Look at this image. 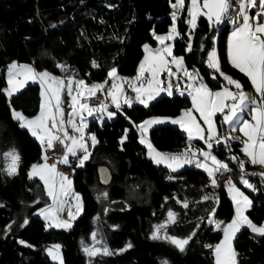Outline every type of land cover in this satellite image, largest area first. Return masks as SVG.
<instances>
[{"label":"trees","instance_id":"16d2710c","mask_svg":"<svg viewBox=\"0 0 264 264\" xmlns=\"http://www.w3.org/2000/svg\"><path fill=\"white\" fill-rule=\"evenodd\" d=\"M174 0H0V89L6 88L5 71L10 63L33 64L59 74L60 67L72 66L87 83L100 82L107 71L115 68L122 76L133 75L143 57L145 43L155 47L152 32L162 34L171 24ZM186 9L177 20L180 35L173 43V54L183 57L189 70L211 89H221L225 81L208 68L207 51L217 38V55L221 71L239 81L243 90L250 89L249 79L231 67L226 56L229 25L210 26L199 17L191 31L186 24ZM191 43L192 50L188 51ZM203 47V51H202ZM93 61L98 67H93ZM213 76L216 79H213ZM40 106V87L32 84L18 95L7 99L0 91V264H53L46 249L54 244L62 247L63 264H87L83 244L93 232L106 243L112 255H97L90 264H213L212 249L222 234L214 231L210 216L221 222L233 217V206L224 186L212 190L208 178L196 169H185L171 175L155 165L141 146L134 125L149 117H174L189 109L188 97H162L148 107L133 106L117 112V119L100 125L90 123L89 132L98 143L88 162L73 168V187L82 198V215L68 231L47 230L35 212L48 204L42 184L27 177L30 166L41 161L42 146L12 118V110L26 117L35 115ZM217 119L218 132L225 128ZM128 130L126 140L120 139ZM229 142L231 151L223 146L215 154L228 162L231 181L240 179L239 161L243 155L240 144ZM149 141L161 152L183 147L187 137L177 128L158 127L149 132ZM15 149L20 160L17 174L3 171V153ZM229 160V159H228ZM106 167L111 184L103 187L97 169ZM255 168L245 165L244 169ZM171 177V179H169ZM254 186L252 206L247 216L256 225L264 221V192L260 182ZM107 193L103 198L102 193ZM205 195L218 198L204 200ZM252 195V194H251ZM99 197V199H98ZM38 201V203H36ZM187 202L188 207H184ZM107 209V212H105ZM176 219L167 225L168 212ZM98 218V219H97ZM27 219L28 223L24 224ZM164 224L163 232L176 238H189L184 251L151 235L156 226ZM11 225L10 229L7 226ZM118 226V227H114ZM26 241L31 247L21 246ZM83 242V244H82ZM131 247H127V245ZM121 249H126L121 251ZM234 250L238 264H264V236L243 229L236 236Z\"/></svg>","mask_w":264,"mask_h":264},{"label":"snow or ice","instance_id":"6c2138e0","mask_svg":"<svg viewBox=\"0 0 264 264\" xmlns=\"http://www.w3.org/2000/svg\"><path fill=\"white\" fill-rule=\"evenodd\" d=\"M171 2V0H170ZM239 7L236 10L237 19H232L230 15L231 0H190V5L187 7L189 19L186 23L190 29L196 27V22L199 17H206L210 26L220 25L225 20H229L233 24V30L228 38L227 56L231 66L238 69L241 73L247 76L256 90L261 96V101L257 103L255 100H250L246 93L242 90V85L239 81L231 78L221 71L220 60L217 56L215 47L207 51V60L205 61L208 68L213 69L219 73L226 82V85L219 91H211L209 87L203 83L199 77V72L195 69L189 72L184 67L183 57H175L172 53V45L165 44V41L173 40L180 33L177 31L176 21L180 11L185 9V0H175L171 4L173 12L171 13L172 26L167 35H155L154 38L163 47L153 51L149 45H144L145 57L141 61L135 81L140 82L139 86L133 83L132 80H123L127 83L132 91L135 93L134 100L124 94L122 84L115 83L117 79V70L112 68L108 72V78L113 81L111 87L107 90V96L111 98L112 104L115 106L117 112L121 111V101L124 105L131 107L132 104L139 103L144 107L149 106V102L155 100L161 92L167 91L168 95H172V85L169 83L167 88L160 87L162 81L159 79L162 72H167L169 76L175 75L172 72L169 64L175 65L177 72H183L188 77L189 81L195 82L187 85L188 95L192 98V109L185 110L180 117L171 119L170 123L179 125L185 132L188 133V140L193 139L204 140L207 148L210 150L213 147L212 141L216 144L221 143V137L217 133L216 123L214 117L217 114L222 115L223 123L229 125L230 129L235 131L237 128L246 138L241 141L243 147L241 151L249 158L253 165L264 166V22H260V18L264 17V0H259V7L257 8V0H236ZM255 9V16H251L250 12ZM188 51L192 50L191 43L188 44ZM202 47V51H203ZM166 57H171L169 61ZM93 67H98L95 61L92 62ZM57 67L63 68L62 65ZM147 74V75H145ZM213 79H216L213 76ZM147 80V86L143 83ZM39 82L41 85V103L40 112L33 119H26L20 112L13 111L14 119L20 121V127L27 128L33 137L39 140L44 145L47 141V147H53V141H58L65 145V154L60 159L59 163L68 165V156L77 157L78 163L76 167H83L85 162L89 160L91 152L85 140V129L88 127L86 117L83 113H87L89 117L97 116L98 119L103 121L106 116L109 120L112 119L117 113L109 111V105L101 101L98 107L90 106L87 101L95 97L97 92L103 91L108 81L104 83H96L86 85L83 80H73L69 77L67 83L63 79L52 76L47 71L37 72L30 65H22L13 62L7 66V87L0 89L8 97L14 93L19 92L29 82ZM234 86L237 91H231L227 86ZM67 90L70 97L69 107L71 111L67 113V120L64 119L65 113L62 108L61 90ZM231 101V103H226ZM249 104L254 105L251 107V121L243 119L244 112L248 109ZM199 113V118L203 120L207 126L205 129L193 116L192 110ZM79 117V124L76 123V118ZM165 119L152 118L145 120L135 127L141 133L140 143L144 144L148 149V155L156 164H165L171 171L175 172L186 164H195V167L202 168L207 172L211 186L217 187V181L213 178L216 172L228 170V165L219 161L216 156L211 154V151H201L199 155L203 156L205 161L211 160L214 167H209L206 163L195 160L197 153L192 152L191 156L188 155L186 150L180 154H165L158 152L150 142L146 139L148 129L153 125L165 123ZM67 127H71L74 133L79 135H69ZM62 133L63 135H59ZM127 138V129L125 136L121 139V144ZM91 141V146L94 148L98 143L96 135L90 134L87 137ZM227 139H236L235 137H224ZM66 141H71L70 144H65ZM78 152H82V156H78ZM4 157L10 159L6 169H3L7 175L12 176L17 174V165L20 160L19 155L15 149L3 153ZM47 161V157H42ZM234 161L238 160L237 157H232ZM239 167L243 171L245 167L244 161H239ZM252 175H260L264 181V173H253ZM29 179L38 177L44 184V190L49 198L52 199L53 205L48 206L46 209H40L39 214L43 215L46 221H49L46 227H60L69 229L72 227V220L76 219L82 212V205L80 197L71 191L72 181L63 173L57 171L56 164L49 165L47 162L43 164H33L28 173ZM171 179V177H169ZM106 182V181H105ZM240 183L246 188L255 191V186L251 184L246 178L241 176ZM229 196L235 206V216L230 223L226 225L223 222L210 220V223L215 224V229L223 232V239L219 244L213 248L211 245L207 246L212 249L215 258V264H237V253L232 247V240L236 234L246 227L253 233L264 236V224L257 226L245 215L246 209L252 206V201L244 192L236 187L231 180L225 185ZM103 198H107V193L101 194ZM71 196L76 201L74 207L76 213L73 214L71 208L68 211V220L64 221L59 219L58 213L64 210L67 203L66 197ZM99 199V197H98ZM204 200L218 198L212 195H205ZM38 203V201H36ZM3 205H0L2 207ZM184 207H188L187 202ZM107 212V209H105ZM168 221L174 222L176 219L172 211L168 212ZM98 219V218H97ZM28 223L27 219L24 221L23 227ZM118 227V226H114ZM165 225L157 226L156 231H153L151 238L160 239L158 235L159 230L164 228ZM11 225L7 226L10 229ZM97 232L92 233V246L83 245L84 253L89 257L97 255H112L106 243L101 239H97ZM189 238H176L175 236L165 235L163 239L170 242L180 251H184L185 245L189 243ZM25 244L24 241H20ZM83 244V242H82ZM96 245H102L97 247ZM31 247V245H25ZM131 247V245H127ZM126 249H121L124 251ZM60 245H53L47 249L48 255L53 259L63 264L62 257L59 255ZM167 264V261L162 262Z\"/></svg>","mask_w":264,"mask_h":264},{"label":"rangeland","instance_id":"374dc122","mask_svg":"<svg viewBox=\"0 0 264 264\" xmlns=\"http://www.w3.org/2000/svg\"><path fill=\"white\" fill-rule=\"evenodd\" d=\"M200 2L202 3V0H200ZM173 3H175V0H174V2ZM190 5V0H185V9H186V21L189 19V16H188V13H187V7ZM238 7H239V5H238V3L236 2V0H231V10H230V15H231V18L234 20V17H235V15H236V10L238 9ZM184 9V10H185ZM184 10H182V11H180L179 12V14H178V19H179V17L181 16V14H182V12L184 11ZM173 12V9H172V7H171V13ZM171 13H170V17H171ZM205 19H206V17H204ZM236 18V17H235ZM177 19V20H178ZM199 19V18H198ZM197 19V20H198ZM262 22H264V20H262ZM172 23H173V21H172V18H171V24H170V26L168 27V30L165 32V33H162V34H155V35H161V36H163V35H167L168 33H169V29L171 28V26H172ZM187 24V23H186ZM225 24H227V25H229V32L227 33V36H226V54H227V48H228V38H229V36H230V34H231V32H232V30H233V24L229 21V20H225L223 23H221L220 25H215V27H217L218 26V28L219 27H222L223 25H225ZM176 26H177V21H176ZM187 26H188V28H189V25L187 24ZM190 29V28H189ZM195 29V28H194ZM194 29H190L191 31H193ZM178 31V30H177ZM152 37H153V40L155 41V47H152L150 44H148V43H145V44H147V45H149V47L153 50V51H155L156 49H158V48H161V47H163V45H161L155 38H154V35H153V32H152ZM177 37L178 36H176L173 40H170V41H165V44H171L172 45V53H173V43H174V41L177 39ZM144 44V45H145ZM216 44H217V38L214 40V46L213 47H215V49H216V52H217V48H216ZM144 45H143V57H142V59L139 61V63H138V65H137V67H136V71H135V73L133 74V75H130V76H122V75H119L118 73H117V79L115 80V83H117V84H122V86H123V89H124V94L126 95V96H128L129 98H131V99H133L134 100V98H135V93L132 91V89H131V87L127 84V83H123V80H132L133 81V83H136L137 84V86H139V83L140 82H137V81H135L134 80V78L136 77V74H137V69H138V67H139V65H140V63H141V61L144 59V57H145V55H146V53H145V50H144ZM174 55V54H173ZM218 56V55H217ZM176 57V56H175ZM169 61L171 60V57H166ZM179 58V57H178ZM229 63V62H228ZM11 64V63H10ZM17 64H20V63H17ZM22 65H29V64H22ZM229 65L231 66V64L229 63ZM31 66V65H30ZM169 67L171 68V70H172V72L173 73H175V75H173V76H169L168 75V73L167 72H162L161 74H160V77H159V79L162 81V83L159 85L160 87H163V88H167L168 87V85H169V83L172 85V95H168V93H167V91H165V92H161L160 93V95L155 99V100H153V101H150L149 102V105L151 104V103H153V102H155L156 100H158V99H160V98H162V97H172V96H174V95H179V96H184V97H188L189 99H190V101H191V106H190V108L189 109H192V98L188 95V88H187V85L189 84V83H193L194 84V86H198V84L197 83H195V82H192V81H189V79H188V77H186L184 74H183V72H177V70H176V67H175V65H172L171 63L169 64ZM184 67L190 72V70L185 66V64H184ZM232 67V66H231ZM35 69V68H34ZM112 68H110L108 71H107V75H106V78L105 79H103L102 81H100V83H104L105 81H108L107 82V84L105 85L106 87L105 88H110L111 87V84L113 83V81L112 80H110L109 78H108V72L111 70ZM40 70H45V69H36L35 71H37V72H39ZM236 70H238V69H236ZM239 71V70H238ZM240 72V71H239ZM52 76H55V77H57V78H60V79H63L59 74H55V73H50ZM145 75H147V74H145ZM6 77H7V69H6V71H5V79H6ZM221 78H223L222 76H220ZM247 77V76H246ZM248 78V77H247ZM249 79V78H248ZM64 81H65V83H67V79H63ZM73 80H81V77H73ZM99 83V82H98ZM143 83L145 84V86H147V80H144L143 81ZM204 83V82H203ZM205 84V83H204ZM29 85H32V84H26L25 85V87L24 88H22V90L23 89H25L27 86H29ZM37 85H39V87L41 88V85H40V83L38 82L37 83ZM225 85H226V82H225ZM224 87V86H223ZM231 91H233V92H235V91H237L236 89H235V87L234 86H231V85H228L227 86ZM210 89V88H209ZM222 89V88H221ZM221 89H216V90H211V91H219V90H221ZM22 90H20L19 92H16V93H14L13 94V96L12 97H14V96H16V95H18ZM108 90V89H107ZM243 90V89H242ZM245 93H246V95L249 97V99L250 100H253L254 99V96H255V94L257 93L256 92V90L254 89V87L252 86V89H248V90H243ZM131 93L132 94V96H129V94L128 93ZM105 96H107V91L105 92ZM108 97V96H107ZM110 98V97H109ZM61 99H62V108H63V111H64V113H65V117H64V119L65 120H67V113L68 112H70L71 111V108L69 107V102H70V97L68 96V94H67V90H66V88L65 89H62L61 90ZM67 101V102H66ZM40 103H41V99H40ZM121 103H123L122 101H121ZM226 103H231V101H226ZM133 106H143L142 104H139V103H133L132 104V106L131 107H133ZM131 107H128V106H124L123 108H128V109H130ZM108 110L109 111H112V112H116L117 113V110H116V108H115V106L112 104V102H111V104H110V106H109V108H108ZM187 110V109H186ZM13 111L14 110H12V113H13ZM185 111V110H184ZM184 111H182L179 115H177V116H174V117H149V118H146V119H143V120H141L140 122H138L137 124H135V125H139V124H141V123H143L145 120H149V119H152V118H162V119H165V123H162V124H157V125H153L151 128H149L148 129V132H147V134H146V139H147V141L148 142H150L149 141V132L152 130V129H155V128H158V127H165V126H169V127H174V128H177V129H179L186 137H187V143L183 146V147H180V148H176V149H173V150H171V151H168V152H161V151H158V152H161V153H165V154H180V153H183V152H185L186 150H189L188 151V155L189 156H191V153L192 152H195V153H197V155H196V157L194 158L195 160H199V161H201V162H203V163H206L210 168L211 167H214V165H212V162H211V160H207V161H205V159H204V157L203 156H201V155H199V153L203 150V151H211V154L212 155H214V156H216V158L219 160V161H221L222 163H225V164H227L228 165V162L227 161H232L233 163H235V161L232 159V157H233V154L232 155H227L226 156V158H225V160H222V159H220L216 154H215V149L216 148H218V147H220V146H223L224 147V150L225 151H227V152H229V151H231V148L229 147L230 145H229V142H228V140H225L224 139V136H221L220 134H219V132H218V127H217V119L219 120L218 122L220 123V125L221 126H223L224 128H225V136L226 137H235L236 139H234L235 141H237L241 146H240V150H241V148L243 147V145H242V143H241V141H243L244 139H246L244 136H243V134L239 131V129L237 128L235 131H233V130H231L230 129V127H229V125H227V124H224L223 123V117H222V115H220V114H217V117H214V120H215V123H216V129H217V133H218V135L221 137V143L220 144H216L215 143V141H212V143H213V147H212V149H208L207 148V146H206V144H205V142H204V140H201V139H193L192 141H189L188 140V133L187 132H185L179 125H176V124H172V123H170V120L171 119H176V118H178V117H180L181 116V114L184 112ZM17 112H19V111H17ZM39 112H40V106H39V110H38V112L35 114V115H33V116H31V117H26V116H24L21 112V114L26 118V119H33L35 116H37L38 114H39ZM121 115L123 114V111L121 110L120 112H119ZM192 114H193V116H195L196 118H197V121L201 124V126L202 127H204L205 129L207 128V126L204 124V122H203V120H201L200 118H199V113L198 112H196L194 109L192 110ZM83 115L85 116V115H87V113L85 112V113H83ZM97 115H99V114H97ZM246 116V117H245ZM13 118V117H12ZM14 119V118H13ZM115 119H117V114L113 117V119H111V120H109L108 122H111V121H114ZM243 119H247V120H249V121H251V112H249L248 111V109L244 112V114H243ZM16 122H18V120H16V119H14ZM79 117H77L76 118V123L77 124H79ZM105 122H102L101 124H100V127H102V125L104 124ZM18 124H19V126H20V122H18ZM135 125H134V128H135V131H136V133L138 134V139H139V143H140V140H141V133H140V131L135 127ZM180 127V128H179ZM22 128V127H21ZM90 128V125H88V127L85 129V140H86V142H87V144H88V146H89V151L90 152H92V149H93V147L91 146V141L90 140H88L87 139V137L90 135V134H93L92 132H88V129ZM22 129H25V130H27V128H22ZM28 131V130H27ZM67 131H68V133H69V135H79L78 133H74L73 131H72V129H71V127H67ZM29 132V131H28ZM129 132H128V130H127V134H128ZM59 135H63L62 133H59ZM32 136V135H31ZM124 136H125V134H124ZM123 136V137H124ZM33 137V136H32ZM34 138V137H33ZM35 139V138H34ZM122 139V138H121ZM121 139H120V142H121ZM126 139H124V141H125ZM229 140H231V139H229ZM55 142V141H54ZM53 142V143H54ZM231 142H233V141H231ZM66 144H70L71 143V141H66L65 142ZM141 144V146L142 147H144L145 148V150H147V152H146V154H147V157L153 162V160L149 157V155H148V149H147V147L144 145V144H142V143H140ZM96 146V145H95ZM153 146V145H152ZM9 152V151H8ZM242 152V151H241ZM83 155V153L82 152H78V156H82ZM242 155H243V158H242V161H244V163H249L252 167H255V169H257L258 170V172L259 173H264V166H261V165H253V164H251V162L249 161V158L242 152ZM68 157H71V158H73V160H70V162H69V164L68 165H65V164H62L61 163V166L63 167V168H65V169H70V171H72V169L73 168H75V169H78V168H81V167H76V164L78 163V159H77V157H73V156H68ZM229 159V160H228ZM227 160V161H226ZM2 161H3V169H6L7 168V166H8V164L10 163V159H8V158H6V157H4V155H3V158H2ZM46 161L44 160V159H42V157H41V161L40 162H38V163H34V164H43V163H45ZM88 162V160L85 162V164ZM154 163V162H153ZM49 164V163H48ZM84 164V165H85ZM155 165H157V166H160V167H162V168H164L166 171H168L171 175H173V174H177V173H179V172H181V171H183V170H185V169H196V170H199V171H201L203 174H205L206 175V177L208 178V181H207V184L209 185V186H211V180H210V178H209V176H208V174H207V172H205L202 168H197V167H195V164L193 163V164H186V165H184L182 168H179L177 171H175V172H173V171H171L165 164H156V163H154ZM33 165V164H32ZM31 165V166H32ZM49 165H51V164H49ZM31 166H30V168H29V170H28V173H29V171L31 170ZM58 171V170H57ZM58 172H60V173H63V175H65V176H67L70 180H71V177L69 176V174L67 173V171L66 172H63V171H58ZM6 173V172H5ZM239 173V172H238ZM7 174V173H6ZM27 177H28V174H27ZM261 177V176H260ZM240 178V177H239ZM28 179H29V177H28ZM29 180H37V181H39L41 184H42V186H43V188H44V184H43V181H41L38 177H34V178H32V179H29ZM240 180H241V178L238 180V182H235L234 180H232V183H234L235 185H236V187L237 188H239L242 192H244L245 193V195H247L248 197H249V199L251 200V201H253L252 199V197H253V195H255L256 194V191H253V190H251V189H248V188H246L243 184H241L240 183ZM248 180V179H247ZM72 181V180H71ZM249 181V180H248ZM250 182V181H249ZM251 183V182H250ZM252 184V183H251ZM212 187V186H211ZM224 188H225V190H226V192H227V195H228V197H229V199L231 200V203H232V206H233V217L235 216V206H234V204H233V202H232V199H231V197L229 196V193H228V191H227V189H226V187L224 186ZM45 191V190H44ZM71 191L73 192V193H75V194H78L79 195V197H80V203H81V205H82V212H83V203H82V198H81V195L77 192V191H75V189H74V187H73V182H72V185H71ZM45 194H46V192H45ZM252 194V195H251ZM46 196H47V194H46ZM47 198H48V204L47 205H45V206H43V207H41V208H39L36 212H35V216L37 217V218H39L40 220H42L43 222H44V224H45V227H46V225L48 224V223H50L49 221H46L45 220V218H44V216L43 215H40L39 214V212H40V209H46V208H48V206H50V205H53V201H52V199L51 198H49L48 196H47ZM66 200H67V203L65 204V206H64V210L63 211H61V212H59L58 213V216H59V219H61V220H64V221H67L69 218H68V211H69V208H71V211L73 212V214H75L76 213V208L74 207V205L76 204V201L75 200H73L72 198H71V196H69V197H66L65 198ZM250 208H248V209H246V211H245V215H247V211L249 210ZM82 212L78 215V216H76V219L75 220H72L71 221V223H72V226H73V223L82 215ZM168 216V215H167ZM233 217H232V219H233ZM231 219V220H232ZM210 220H214V221H217V222H221V221H219V220H216L214 217H213V215L212 216H210V219H209V222H210ZM231 220L230 221H228V222H223L225 225L227 224V223H230L231 222ZM169 223H171L170 221H168L167 220V222L165 223V225H167V224H169ZM211 225H212V227H213V229H214V231H217V232H220L221 234H222V236H221V239L219 240V242L217 243V244H219L220 243V241L223 239V232L222 231H219V230H216L215 229V224H213V223H210ZM262 224H264V221H263V223ZM261 224V225H262ZM159 226V225H158ZM257 226H260V225H257ZM46 229L47 230H64V231H68L69 229H71V228H69V229H64V228H60V227H46ZM156 229H157V226L155 227V229H154V231H156ZM243 229H247L246 227H244V228H242L241 230H243ZM248 230H250V229H248ZM251 231V230H250ZM252 232V231H251ZM240 232H238L237 234H236V236L239 234ZM253 233V232H252ZM255 234V233H254ZM158 235H160L161 236V238L160 239H154V240H164V241H166L165 239H163V237L165 236V234H164V232H163V228L162 229H160L159 230V233H158ZM236 236H235V238H236ZM235 238L232 240V247L234 248V241H235ZM25 242V244H21V246H24V247H27V246H25V245H29L26 241H24ZM168 242V241H167ZM170 243V242H169ZM171 244V243H170ZM216 244V245H217ZM54 245H59V244H54ZM83 245H87V246H92L93 245V241H92V235H91V237H90V241H89V243L88 244H83ZM53 245H51V246H49L48 248H50V247H52ZM97 247H101L102 245H96ZM174 246V245H173ZM83 247V246H82ZM185 247H186V245H185ZM215 247V246H214ZM47 248V249H48ZM47 249H46V255H47V257H48V259H49V261L51 262V263H53V264H59V261H57V260H53L49 255H48V253H47ZM178 249V248H177ZM185 249V248H184ZM179 250V249H178ZM59 255L62 257V247L60 246V252H59ZM86 255V254H85ZM87 256V255H86ZM88 257V256H87ZM93 258V257H92ZM92 258H89L88 257V263L87 264H90L91 263V259ZM62 260H63V257H62ZM236 262H237V257H236ZM213 264H215V258H214V256H213ZM237 264H238V262H237Z\"/></svg>","mask_w":264,"mask_h":264},{"label":"built area","instance_id":"2783aa9c","mask_svg":"<svg viewBox=\"0 0 264 264\" xmlns=\"http://www.w3.org/2000/svg\"><path fill=\"white\" fill-rule=\"evenodd\" d=\"M59 75L63 79H68L69 77H78L79 76V71L75 67L72 66H64L63 68H60L59 70ZM109 88H105L103 91L97 92L95 97L90 98L87 103L90 104L92 107H98L101 101H104L106 103V96L105 92ZM129 96H132V94L129 92ZM66 144V143H65ZM44 154L47 157V163L49 164H56L57 170L58 171H63L71 175L70 169H65L61 166V163H59L60 159L64 156L65 154V145H62L58 141H55L53 143L52 148H45L44 149ZM70 160H73V158H70ZM243 175H245V178L248 180H256L260 182L261 189L264 192V181H262V178L260 175H252L253 173L259 174L258 170L255 168H250V169H243V171L240 170ZM216 181L218 186L217 187H211L212 190H217L221 186H225L227 182L231 179L228 175V170H221L219 172H216L213 177Z\"/></svg>","mask_w":264,"mask_h":264},{"label":"crops","instance_id":"0c3cea01","mask_svg":"<svg viewBox=\"0 0 264 264\" xmlns=\"http://www.w3.org/2000/svg\"><path fill=\"white\" fill-rule=\"evenodd\" d=\"M259 7V0H257V8ZM250 15L251 16H255V9L254 10H252L251 12H250ZM236 17V18H235ZM235 17H234V19H237V14L235 15ZM262 20H264V17H261L260 18V22H262ZM226 56H227V54H226ZM227 60H228V56H227ZM229 62V61H228ZM29 65H31L33 68H34V66H33V64H29ZM36 70V69H35ZM45 71H47L48 73H51L50 71H48V70H40L39 72H45ZM191 71H193V70H190V72ZM81 80H83V79H81ZM84 82H85V84L86 85H92V84H96V83H98V82H93V83H87L85 80H83ZM250 81V80H249ZM38 82H32V81H29L27 84H37ZM100 83V82H99ZM6 87H7V84H6ZM106 87V86H105ZM250 89H252V84H251V82H250ZM22 90V89H21ZM13 96V95H12ZM40 99H41V88H40ZM253 100H255V101H257V103H259L260 101H261V96L258 94V93H256L255 94V96H254V99ZM67 102V101H66ZM106 103L110 106V104H111V98H109V97H107L106 96ZM125 105L123 104V103H121V109H123V107H124ZM254 105H251V104H249V107H248V111L249 112H251V107H253ZM98 116V115H97ZM97 116H93V117H89L88 115H85V117H86V122H87V124L88 125H90V123H92V122H95L96 124H98V125H100L102 122H105V121H109V119L105 116L104 117V119H103V121H101L100 119H98L97 118ZM12 117H13V115H12ZM246 117V116H245ZM113 119V118H112ZM17 120V119H16ZM111 120V119H110ZM18 122H20V121H18ZM180 128V127H179ZM28 130V129H27ZM89 132V131H88ZM30 133V132H29ZM30 135H31V133H30ZM35 138V137H34ZM36 139V138H35ZM37 140V139H36ZM38 142H39V144L42 146V144H41V142L39 141V140H37ZM231 141H233V142H235V143H238L237 141H235L234 139H231ZM54 142V141H53ZM239 144V143H238ZM241 146V145H240ZM45 148H48L47 147V141H45V143H44V145L42 146V151H43V153H42V157H44L45 156V154H44V149ZM146 152H147V150H146ZM69 156H71V155H69ZM70 158L71 157H68V159H69V162H70ZM245 165H249V166H251L249 163H245Z\"/></svg>","mask_w":264,"mask_h":264},{"label":"water","instance_id":"95a60500","mask_svg":"<svg viewBox=\"0 0 264 264\" xmlns=\"http://www.w3.org/2000/svg\"><path fill=\"white\" fill-rule=\"evenodd\" d=\"M2 94L7 99L8 103H10L11 97H8L3 92H2ZM97 175H98V181H99L101 186L108 187L111 184L112 177H111L109 170L106 167H104V166L99 167L97 169Z\"/></svg>","mask_w":264,"mask_h":264},{"label":"bare ground","instance_id":"6f19581e","mask_svg":"<svg viewBox=\"0 0 264 264\" xmlns=\"http://www.w3.org/2000/svg\"><path fill=\"white\" fill-rule=\"evenodd\" d=\"M228 175H229V177H232V174H231V172L228 170ZM238 176L241 178V176H243L244 178H245V175H243L242 174V172H239L238 173Z\"/></svg>","mask_w":264,"mask_h":264}]
</instances>
